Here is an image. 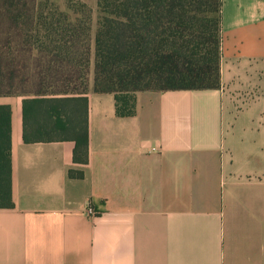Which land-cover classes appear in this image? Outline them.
Masks as SVG:
<instances>
[{
	"label": "crops",
	"instance_id": "crops-1",
	"mask_svg": "<svg viewBox=\"0 0 264 264\" xmlns=\"http://www.w3.org/2000/svg\"><path fill=\"white\" fill-rule=\"evenodd\" d=\"M220 1L217 84L179 75L147 36L86 93L87 164L72 140L25 143L34 93H0L14 201L0 208V264H264V0ZM119 90L136 93L134 115H116Z\"/></svg>",
	"mask_w": 264,
	"mask_h": 264
},
{
	"label": "rangeland",
	"instance_id": "rangeland-1",
	"mask_svg": "<svg viewBox=\"0 0 264 264\" xmlns=\"http://www.w3.org/2000/svg\"><path fill=\"white\" fill-rule=\"evenodd\" d=\"M127 3L125 11L135 14L132 2ZM124 13L106 7L101 0H0V66L7 76L12 73L9 84L18 94L34 92L43 79L50 90L59 91L66 87L65 83L69 88L88 92L102 68H120L124 61L115 54L122 53L141 34V39L146 40L145 32L151 39H166L188 57L192 56L188 43L190 47L201 42L202 53L209 45L214 46L215 40L201 34L206 31L197 26H179L178 20L170 17L150 21L148 26L137 21L130 24L133 19ZM217 16L210 10L201 15L204 21H214ZM46 26L59 31L49 35ZM213 30L219 40L220 31ZM49 39L56 40L50 43ZM202 53L187 61L193 70L186 69L181 58L178 74H200L204 66L198 58L202 60Z\"/></svg>",
	"mask_w": 264,
	"mask_h": 264
},
{
	"label": "trees",
	"instance_id": "trees-1",
	"mask_svg": "<svg viewBox=\"0 0 264 264\" xmlns=\"http://www.w3.org/2000/svg\"><path fill=\"white\" fill-rule=\"evenodd\" d=\"M106 7L115 10V12L124 13L133 22L130 24H137V18H150L148 22H142L148 26L153 18L162 20V18H175L178 20L179 26L195 27L202 29L201 34L206 35L212 40L214 46L209 45L206 53H202V43L197 42L188 48L192 49V56L188 57L184 51L178 46L165 47L166 39L161 40V47L169 50L175 62H179L181 58L187 63L190 58L202 53L198 58V62L202 63L204 68L202 72L185 74L187 78H192L198 86L214 83L217 84L218 69L217 64L219 60V40L215 39V32L220 29L219 14H220V0H101ZM127 2H132L133 11L135 14H128L125 11L129 5ZM129 7V6H128ZM214 11L218 13L214 21H204L205 11ZM199 20V21H198ZM212 20V19H209ZM139 24V23H138ZM213 28V26H216ZM219 26V27H218ZM205 28V30H204ZM44 29L49 30V35L59 31L53 26H46ZM206 33V34H205ZM220 33V32H219ZM150 36V33H144ZM139 35L136 39L135 46L131 44L122 53H116L115 58L127 61L131 58H137L142 55L145 45L142 44ZM56 39H49L48 42L53 43ZM99 44L101 41H98ZM185 43H182V45ZM172 45V44H171ZM181 46V44H180ZM158 49V48H156ZM199 49V51H194ZM187 53V51H185ZM57 56V55H56ZM59 57V56H58ZM188 58V59H187ZM182 61V60H181ZM123 62V63H124ZM122 63V64H123ZM188 64V63H187ZM193 67V66H192ZM10 72V71H9ZM12 77V73H9ZM199 74V75H198ZM2 71L0 66V93H14L16 90L13 85H10V78ZM13 78V77H12ZM10 83V84H9ZM83 84L82 81H80ZM63 89L59 91L50 90L47 82L39 81V86L36 87L32 96H25L22 98V138L25 143L46 142V141H61L72 140L73 147V162L77 164H87L89 159V128H88V97L86 91L79 90L77 87L69 88L67 84L62 83ZM17 92V91H16ZM115 113L117 116H132L136 113V93L134 91H116L114 93ZM0 113L6 120V126L9 128L10 108L9 105H0ZM68 175L74 178H82L84 171L82 169L69 168ZM14 201L12 197V177H11V162L10 158H6L0 163V208H12Z\"/></svg>",
	"mask_w": 264,
	"mask_h": 264
},
{
	"label": "built area",
	"instance_id": "built-area-1",
	"mask_svg": "<svg viewBox=\"0 0 264 264\" xmlns=\"http://www.w3.org/2000/svg\"><path fill=\"white\" fill-rule=\"evenodd\" d=\"M88 212L92 213V209L90 207H88Z\"/></svg>",
	"mask_w": 264,
	"mask_h": 264
}]
</instances>
